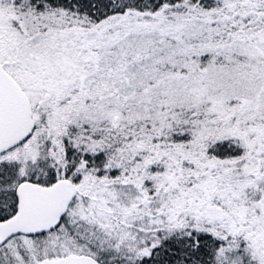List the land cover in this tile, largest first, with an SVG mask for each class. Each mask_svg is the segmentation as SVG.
I'll return each instance as SVG.
<instances>
[{
  "label": "snow or ice",
  "instance_id": "obj_1",
  "mask_svg": "<svg viewBox=\"0 0 264 264\" xmlns=\"http://www.w3.org/2000/svg\"><path fill=\"white\" fill-rule=\"evenodd\" d=\"M0 264H264V0H0Z\"/></svg>",
  "mask_w": 264,
  "mask_h": 264
}]
</instances>
